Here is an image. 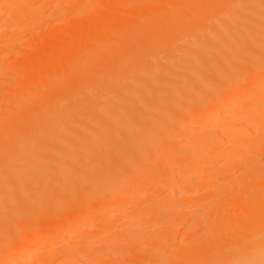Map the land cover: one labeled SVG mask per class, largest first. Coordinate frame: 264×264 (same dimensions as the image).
I'll list each match as a JSON object with an SVG mask.
<instances>
[{
  "label": "bare ground",
  "instance_id": "bare-ground-1",
  "mask_svg": "<svg viewBox=\"0 0 264 264\" xmlns=\"http://www.w3.org/2000/svg\"><path fill=\"white\" fill-rule=\"evenodd\" d=\"M22 1L0 0V20ZM96 1L0 75V261L32 264L57 238L60 264H108L150 239L115 263L264 264V88L246 117L224 114L264 83V0ZM23 19L0 47L32 30ZM99 212L100 234L130 230L72 254L59 227Z\"/></svg>",
  "mask_w": 264,
  "mask_h": 264
},
{
  "label": "rangeland",
  "instance_id": "rangeland-1",
  "mask_svg": "<svg viewBox=\"0 0 264 264\" xmlns=\"http://www.w3.org/2000/svg\"><path fill=\"white\" fill-rule=\"evenodd\" d=\"M14 1V0H13ZM18 1V0H17ZM31 1V2H30ZM30 1H26L27 2V4H28V6L30 7V8H28L27 10H26V8L27 7H25L26 6V4H24V3H26V2H24L23 3V1H22V5H25V6H23V7H21L23 10H21V8H20V10L21 11H23L24 13H22L21 11V13L20 12H17V14H15L16 13V11L17 10H15L12 14H10L9 12V14L8 15H15V17H21L20 19L18 18V19H16L15 20V23H18V22H21V23H24V22H27V21H25L23 18H25L26 20L28 19V16L29 15H31V14H33V13H35V16H34V14L33 15H31L32 17H30L31 19L29 20L30 21V23H31V29L32 30H30V32H28V25H27V23H25L24 24V26H28L27 28H26V30H25V32L27 33L28 32V34H24V35H26V36H24L23 34H21L22 36H24V37H22L21 35V37H15V40H17V41H15L13 44H15L16 43V45H13L12 47H11V49H7V48H10L9 46L6 48V49H4L5 47H0V75L2 74V73H4V72H6V71H8V70H10L11 68H12V64H11V62L13 61V60H17L18 59V55L16 54V53H18L17 51H20V50H25L26 51V49H24V48H28L29 46H27L28 44V42L26 41V40H32V39H36V41H38V40H43V39H45V38H47V37H50L51 36V34H54V33H56V32H58V31H60L61 29H64L65 27H66V25H67V27L69 26V25H72L73 24V22H75L76 21V17H77V20L79 19V8H82V7H84V8H87L91 3H89V1H91L92 3L93 2H97L96 0H81V1H83V3L81 4L82 5V7L80 6V7H78V8H76V7H74V6H76L74 3L76 2V0H30ZM47 1V2H46ZM64 1V2H63ZM85 1H87V2H85ZM38 3V4H37ZM68 3V4H67ZM71 3H73V4H71ZM43 5V6H41V5ZM71 4V5H70ZM85 4V5H84ZM34 5V6H33ZM46 7H45V6ZM38 7V9H37V7ZM43 7L42 9H40L39 7ZM69 6V7H68ZM25 7V8H24ZM54 8V9H53ZM66 8V9H65ZM64 9V10H63ZM25 10H26V12H25ZM43 10H45V11H43ZM51 10H52V12H51ZM19 11V10H18ZM39 11V12H38ZM42 11H43V15H42ZM64 11H67V14L64 12ZM76 11V12H75ZM37 12V13H36ZM51 12V13H50ZM54 12H56V13H54ZM71 12V13H70ZM78 12V13H77ZM50 13V14H49ZM27 14V15H26ZM61 14H64L63 16L61 15ZM11 17V18H9L8 17V19L7 18H2V21H1V27H0V42H2L6 37H7V32L5 31V28L7 29V28H9V26H8V23H9V21H11V23L9 24L10 26L11 25H13V24H15L14 23V21H12L13 19H15V17ZM23 16V17H22ZM59 16V17H58ZM27 17V18H26ZM47 17V18H46ZM65 17V18H64ZM7 19V20H6ZM10 19V20H9ZM52 19H55V20H52ZM5 20V21H4ZM18 20H20V21H18ZM36 20V21H35ZM5 22V25L6 26H8V27H6V26H4L2 23H4ZM6 22H7V24H6ZM20 23V24H21ZM29 23V22H28ZM29 23V24H30ZM35 24V26H33L32 24ZM23 26V25H22ZM32 26H33V28H32ZM35 27V28H34ZM1 28H3V29H1ZM29 28V29H30ZM48 28V29H47ZM2 30V31H1ZM7 33V34H6ZM31 33V34H30ZM30 34V35H29ZM28 35H29V37H28ZM37 35V36H36ZM31 36V37H30ZM44 37V38H43ZM16 38H19V39H22V40H19V39H16ZM33 41H29V43L31 44ZM27 44V45H26ZM24 45L26 46V47H24ZM16 48V49H15ZM9 50V51H8ZM16 52H15V51ZM25 51H21V53H23V52H25ZM8 53H11V54H8ZM2 54V55H1ZM15 54V55H14ZM19 54V53H18ZM10 55H12V56H10ZM17 55V56H16ZM16 57V58H15ZM4 58V59H3ZM15 58V59H14ZM10 60V61H9ZM9 64H11V65H9ZM8 65V66H7ZM4 67V68H3ZM3 68V69H2ZM3 70V71H2ZM262 82H264V81H262ZM260 84H261V86H260ZM262 84H264V83H257L256 85H255V87H252V89H250V91H246V94H245V92L243 91V95H241V96H239V97H237L236 99H235V101L233 102V104L231 105V107L230 108H228L227 110H225L224 111V114H226V113H228V114H231V113H235V114H237V113H239V114H244L243 116L244 117H246L247 115H249V111L250 110H254V109H257L258 108V106L256 105V104H254V103H252V102H250V94L251 95H254V94H256L257 92H259V90H262L263 88H264V86L262 85ZM258 85V86H257ZM262 88H260V87ZM253 88H254V91H253ZM258 88V89H257ZM255 90H256V92H255ZM253 91V92H252ZM255 92V93H254ZM242 116V117H243ZM216 119H217V117H215ZM216 127H219L217 124H216ZM252 134V133H251ZM264 137V136H263ZM262 137V139H264ZM254 138H259V135H255V137ZM215 160H218V158H216ZM222 161H224V159H221ZM218 162V161H217ZM151 193H152V191H151ZM139 195V196H138ZM146 195V193H143V194H135V195H133V197H135L136 196V199L135 200H137V202H139V199H141L143 196H145ZM158 196H161V195H158ZM133 197H131L132 199H133ZM162 197V196H161ZM160 197V198H161ZM134 200V199H133ZM206 201H208L209 202V199L207 198V199H201V200H199V202H198V204H197V201H196V210L198 209V206L200 207V206H203V205H206V204H208V202H206ZM126 209L127 208H125V207H122L121 209H119L118 211H119V213H126ZM144 211V210H143ZM135 213H138V215L140 214V215H143L144 213L141 211V212H135ZM142 213V214H141ZM97 215L94 217H92L91 219V221L90 220H87V222H85V221H82V222H78V223H80V225L78 224V223H75L74 225H73V227L71 228V227H69V226H64L63 227V225H62V227L60 226L59 228V230H60V233H67V234H65V235H67L66 237L67 238H65L66 240H64V242L65 243H67L68 245H69V247H71L73 250H71V252H72V254H79V252L81 253V250L84 248V247H86V245H85V239L84 238H89V237H93V238H95L94 236L95 235H97L96 237L97 238H95V240H97L99 237H103V238H106V237H104L103 235H105V236H107V235H109L110 233H108L109 231L108 230H110V228H111V232H114V234H118L117 236H118V238H120V237H124V235H126L127 233H128V230H130V229H125V228H123V229H119V230H121V231H115V229L117 228V225H115V227H114V225H107V228L106 229H104L105 231L107 230V232H104V234H100V232L102 233V230H103V227H101V228H99L98 226H99V224L101 223V220L103 219V217H102V215L100 214V212H99V214L98 213H96ZM127 214V213H126ZM125 214V215H126ZM124 217V216H123ZM125 219H127V217L125 218H122V221H126ZM89 221V222H88ZM121 221V222H122ZM130 221V220H129ZM152 221V220H151ZM83 222H84V224H83ZM121 222L119 223V224H121ZM97 224V225H96ZM119 224H118V226H119ZM98 228H97V227ZM68 227V228H67ZM66 229V232H64V230ZM67 229H69V230H67ZM101 230V231H100ZM126 230V231H125ZM181 232V233H180ZM183 232H184V229H182L181 228V230H178V235L176 236V237H178L179 236V241H180V243L181 242H183V240L181 241V239L182 238H184L183 236H184V234H183ZM106 233V234H105ZM125 233V234H124ZM122 234V235H121ZM98 235H99V237H98ZM150 236V235H149ZM60 237L61 238H63L61 235H60ZM61 238H58L59 240L61 239ZM110 238V237H109ZM181 238V239H180ZM53 239V238H52ZM52 239H49V241H47V242H45L44 244H42V245H40V246H38L37 248H34V251H31V253H30V251H28L29 253H30V258H31V260H33L32 262V264H54V263H51L50 261H52V262H56L57 264H60V262H62L63 260L62 259H64V255H62L63 253L62 252H60V251H53L52 249H54V247H55V245L54 244H50V243H53L57 238H54L53 240ZM146 240V241H145ZM145 240H141V241H138L137 242V244L135 243V242H131V243H133L132 245H131V243H130V241H127V242H125V244H122V245H116L115 247H113V249H112V251H113V254L112 255H119L120 257H116V256H113V257H115L116 259H114L112 256L108 259V264H116L119 260L118 259H122V253H123V255L125 256V258H129V257H131V256H129L131 253V251H133V252H135L136 250H138L137 249V247L140 249V248H148L149 247V243H150V239H145ZM185 240V239H184ZM51 241V242H50ZM148 241V242H147ZM71 245H70V244ZM128 243V244H127ZM102 243H100L99 241H97L96 242V246H93V248H95L96 247V249L97 248H99V250L100 249H103L104 250V246H103V244L101 245ZM133 246V247H132ZM164 246V245H163ZM172 244H166L165 246H164V248L162 247V249L163 250H160L161 252H163V253H161V252H159V253H161V256H165V253H170V252H167V251H171V248H172ZM102 247V248H101ZM129 247H130V249H129ZM132 247V248H131ZM136 247V248H135ZM82 248V249H81ZM92 248V247H91ZM93 248L91 249V250H93ZM127 248V249H126ZM136 250H135V249ZM135 250V251H134ZM164 250H165V252H164ZM75 251V252H74ZM126 251V252H125ZM28 252H27V254H28ZM58 252H59V254H60V256H59V254H58ZM25 253V252H24ZM126 253H129V255L127 254V256H126ZM157 254L158 256H160V254ZM23 253H20V257H21V255H22ZM167 254V255H168ZM132 255V254H131ZM160 256V257H161ZM20 257H19V255L17 254V253H15V254H13V255H11V256H9V258H7V259H5L4 261H0V264H21V260H20ZM55 257L56 258H58V257H60V258H58V260H56L55 259ZM63 257V258H62ZM124 258V259H125ZM54 259V260H53ZM152 259V258H151ZM56 260V261H55ZM109 260H110V262H109ZM155 260V259H154ZM153 260V261H154ZM117 261V262H116ZM123 261V260H122ZM156 261V260H155ZM116 262V263H115ZM55 263V264H56ZM77 264H80V262H76ZM150 263H152L153 264V262L152 261H150Z\"/></svg>",
  "mask_w": 264,
  "mask_h": 264
}]
</instances>
